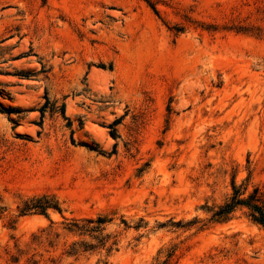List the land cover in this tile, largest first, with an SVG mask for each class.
Listing matches in <instances>:
<instances>
[{"label": "rangeland", "instance_id": "obj_1", "mask_svg": "<svg viewBox=\"0 0 264 264\" xmlns=\"http://www.w3.org/2000/svg\"><path fill=\"white\" fill-rule=\"evenodd\" d=\"M233 182L264 188V0H0V264H264L246 207L210 219Z\"/></svg>", "mask_w": 264, "mask_h": 264}, {"label": "trees", "instance_id": "obj_2", "mask_svg": "<svg viewBox=\"0 0 264 264\" xmlns=\"http://www.w3.org/2000/svg\"><path fill=\"white\" fill-rule=\"evenodd\" d=\"M156 12L155 8H153ZM44 69V66H42ZM30 74H21L20 78L29 79ZM46 102L42 104L39 108L40 111V119L43 118L44 112L47 108L46 103L49 101L47 96H44ZM61 113L64 115V105L60 107ZM118 119L114 120L112 123H110L107 127L110 129L109 134L111 137L115 138L117 136L115 125L117 124ZM246 189H241V187H237L235 183H232V193L230 197L220 206H218L215 210H213L211 215V220L214 221H221V220H227L230 218L232 213L236 210L237 207H246L249 211V217L251 220L257 224H260L264 227V188H261L259 186H254L252 189V192L248 194V196L244 197ZM44 202L41 206H27L25 207L22 212L26 213L31 208H37L40 211H45L47 205H45ZM95 223L94 226H89L88 224ZM105 223L104 218H97L95 221L92 219H87L86 223L80 225L78 222H72L70 223V226L68 229L70 231H80V233L83 232H99L103 228L102 226ZM75 243H73V246ZM72 252H76L74 248H72ZM173 254V250L170 251L167 255V258L160 264H167L168 260Z\"/></svg>", "mask_w": 264, "mask_h": 264}]
</instances>
